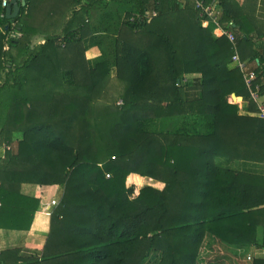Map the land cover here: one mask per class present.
<instances>
[{"label": "trees", "instance_id": "trees-1", "mask_svg": "<svg viewBox=\"0 0 264 264\" xmlns=\"http://www.w3.org/2000/svg\"><path fill=\"white\" fill-rule=\"evenodd\" d=\"M216 1L236 49L189 0H63L35 26L45 0L12 20L0 0V227L29 231L62 191L41 252L0 264H198L207 235L264 249V175L224 165L264 164V120L232 57L251 46L262 96L264 67L240 6ZM158 120L171 127L152 130Z\"/></svg>", "mask_w": 264, "mask_h": 264}, {"label": "crops", "instance_id": "crops-1", "mask_svg": "<svg viewBox=\"0 0 264 264\" xmlns=\"http://www.w3.org/2000/svg\"><path fill=\"white\" fill-rule=\"evenodd\" d=\"M60 1L63 0H45L47 4L46 9L42 11V15L39 14L34 16L31 20V23H33L34 26L43 23L45 21L44 16L46 12ZM234 1L240 6V19L244 22L245 29L254 37L256 44L254 48L257 49L259 56L261 57V64H263L264 67V0ZM44 35L45 34L43 33H38L34 38L37 41L43 42ZM214 35L221 37L217 34V32H215ZM250 48L251 46L248 44H242L241 57H243L244 61L247 62L248 68L250 70H255L257 65L260 63V60L257 58L255 60L252 59ZM88 53H94V56H91L90 58L95 59L100 56L101 51L98 47H91L89 48ZM237 98L242 99V101L237 100L240 110H242L243 114L248 113L246 111V103H244L243 98L238 96ZM231 100H233L232 95L230 97V102L232 103ZM261 100L264 102V96H262ZM13 140V148H15L17 138L14 137ZM5 146L6 144L3 145V148H5ZM9 146L11 148V144ZM231 163H235L236 166H238L237 170L243 168L256 172L257 174L264 175V164L244 162ZM228 167L233 168L231 166ZM132 175L136 176V174H131L130 176ZM20 191L23 195L34 197L37 194V186L34 184L24 183ZM61 192L62 191L60 189L59 192L52 197V200L50 199V201L48 196L44 199L48 204L41 207V209L36 213L29 231H15L0 227V254L7 250H19L20 256L30 257L33 254H39L41 252L46 243L47 235L50 231V212L54 207H56L51 204L53 200L59 202ZM0 223H4V220H0ZM261 237L262 231L261 228H259V240H261ZM248 256L252 257V260H248ZM258 259H264V249H258L251 245L230 244L220 241V239L214 237L213 235H207L203 242L201 255L198 261L200 264H206L207 260L210 264H253L254 260Z\"/></svg>", "mask_w": 264, "mask_h": 264}, {"label": "built area", "instance_id": "built-area-1", "mask_svg": "<svg viewBox=\"0 0 264 264\" xmlns=\"http://www.w3.org/2000/svg\"><path fill=\"white\" fill-rule=\"evenodd\" d=\"M10 0H2V6L7 8ZM194 4L195 10L198 12L199 19L204 28L213 26V33L217 32L218 35L225 36L230 43L237 47V40L232 26L233 22H229L226 26L222 23L223 9L218 1L213 0L211 2H206L205 0H189ZM183 4H186V0H182ZM157 13L155 11L147 12L146 18L151 20L155 17ZM233 63L242 72L244 81L248 91L250 92L251 100L257 105L258 111L256 115L264 120V102H262L261 87L256 83L257 74L254 70L248 68L246 61H242L238 52L236 51L232 57ZM232 103L237 104L238 101L231 100ZM5 150L10 151L9 145H6ZM110 178V175H107ZM58 202L56 200L52 201L53 206H56ZM2 208V202L0 200V209ZM248 260H252V257L248 256Z\"/></svg>", "mask_w": 264, "mask_h": 264}, {"label": "rangeland", "instance_id": "rangeland-1", "mask_svg": "<svg viewBox=\"0 0 264 264\" xmlns=\"http://www.w3.org/2000/svg\"><path fill=\"white\" fill-rule=\"evenodd\" d=\"M34 42L35 43H41L42 41H37V40H34ZM91 56H94V53H88V51L86 52V57H87V59H93V58H90ZM112 75H113V77H112V79H111V83L113 84V85H117L116 87H112V90H111V93H112V95H114V96H116L117 95V93H116V91H118V90H120L121 89V85L120 84H118V82H117V80L115 79V76H114V72L112 71ZM119 101L117 102V105L119 106V105H122V100L119 98L118 99ZM168 123H169V121L168 120H158V121H156L154 124H152V127H151V129L152 130H155V131H157V132H160V131H162V130H165V129H167V128H169V127H171L170 125H168ZM14 137L15 138H17V140H18V138L19 137H21V134L20 135H18V134H15L14 135ZM14 141V140H13ZM13 144H14V142H13ZM6 145H8V144H6ZM13 147V146H12ZM224 165L225 166H231V167H233V168H238V166H236V164L235 163H229V162H225L224 163ZM235 166V167H234ZM108 178V177H107ZM152 180V179H151ZM126 185H127V188H131V187H133V194L131 195V199L133 200V199H135L139 194H140V190L141 189H138L136 186H134V185H131V186H129L128 185V182H126ZM146 186H151V187H153V188H156V189H158V190H162L164 187H165V185H164V183H161V182H155L154 180H152V182H150V180H149V182L146 184ZM145 186V187H146ZM237 263V262H236ZM198 264H200L199 263V261H198ZM206 264H210L209 262H208V260H207V263ZM215 264V263H214ZM238 264V263H237Z\"/></svg>", "mask_w": 264, "mask_h": 264}, {"label": "water", "instance_id": "water-1", "mask_svg": "<svg viewBox=\"0 0 264 264\" xmlns=\"http://www.w3.org/2000/svg\"><path fill=\"white\" fill-rule=\"evenodd\" d=\"M26 0H11L6 8V17L9 20L15 19L20 12V4H25ZM232 99L234 101L240 100L241 98H237L235 94H232Z\"/></svg>", "mask_w": 264, "mask_h": 264}]
</instances>
